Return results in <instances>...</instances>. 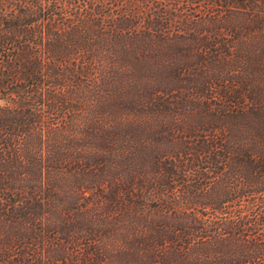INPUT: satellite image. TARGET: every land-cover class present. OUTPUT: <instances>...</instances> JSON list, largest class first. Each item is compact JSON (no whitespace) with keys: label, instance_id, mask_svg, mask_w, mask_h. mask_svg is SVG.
<instances>
[{"label":"trees","instance_id":"obj_1","mask_svg":"<svg viewBox=\"0 0 264 264\" xmlns=\"http://www.w3.org/2000/svg\"><path fill=\"white\" fill-rule=\"evenodd\" d=\"M0 264H264V0H0Z\"/></svg>","mask_w":264,"mask_h":264}]
</instances>
